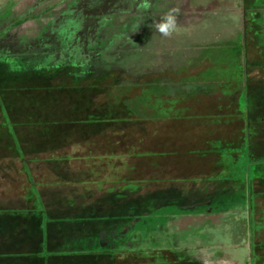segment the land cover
Here are the masks:
<instances>
[{
	"label": "rangeland",
	"instance_id": "obj_1",
	"mask_svg": "<svg viewBox=\"0 0 264 264\" xmlns=\"http://www.w3.org/2000/svg\"><path fill=\"white\" fill-rule=\"evenodd\" d=\"M161 1L164 0H0V160L16 161L17 164L13 165L22 167L12 170L9 182L0 175V195L7 198L11 189L15 190L22 184L20 177L14 175L21 172L25 178V189L22 192L19 187L15 191L23 194L24 202H19L17 209L12 211L36 216L41 231L53 222L40 191L52 184H60H50L38 176L30 178L27 175L28 170L31 172L29 164L43 167L48 161L27 157L18 140L17 132L20 130L30 132V146L39 148L53 146L54 141L64 142V134L73 122L79 128L87 124L84 131L124 126L122 147L117 146L122 151L132 146V149L128 148L131 150L127 155L143 161L151 159L153 169V161L158 159L179 162L183 154L179 149L170 147L168 151L156 154L137 151L136 147L143 150V145L152 140L147 136L152 133L146 123L134 124L130 116L151 122L161 118L187 123L211 119L202 112L176 107L184 99L180 95V98L169 101L152 100L149 95L159 82L167 79L170 81L163 85L167 87L166 92H171L175 86L174 92L180 93L184 82L180 84L178 81L198 75L202 69L212 65L201 77L204 80L230 81L236 86L237 108L232 116L236 118L239 115L237 118L243 120L244 115L250 114L251 128L238 130L235 137L233 134L223 135L220 131H216V135L205 131L202 144L197 147L199 149H188L183 154L189 156L187 161L194 157L197 165L201 166L191 168L189 164L186 168L188 174L182 178L170 173L167 180L140 182L153 184L149 188L142 186L141 198L148 191L157 190L156 184L160 190L171 189L172 199L163 202L155 194L151 199L141 201L143 205L139 211H133L131 216L148 213L141 216L140 237L135 238L131 252L136 257L130 261L131 264H164L163 254L168 253L167 261L172 257L175 260L168 264H264V148L261 149L255 140L258 137L264 139V126L258 128L255 124L264 115L256 116L258 107L254 105L253 97L245 99V89L237 73L242 64L247 71L251 70L250 65L259 60V49L264 53V32L259 27H264V19L259 17L264 10L254 6L264 0L256 3L253 0ZM227 3L230 7L224 8ZM174 8L179 9L178 27L171 37H162L151 30L161 16ZM240 47L244 48V56L239 59L237 50ZM81 67H85L83 72ZM61 68H69L73 72L71 75L77 78L85 76L88 80L98 74L96 70L102 72L101 83L109 97H103L100 103H109L117 95L118 117L105 114L100 120L93 116L85 120L67 119L69 105L55 101L53 81L47 82V87L29 81L34 77H50L59 82V75L54 70ZM261 76L255 72L249 75L250 79ZM229 86L224 85L223 94L232 92L227 89ZM157 91L163 94L165 88ZM141 93L142 96L136 97ZM197 105L200 111L209 112L205 102L200 101ZM149 112L152 113L148 115ZM227 120V117L222 121L215 117L216 123ZM172 126L167 128L172 129ZM182 136L179 131L173 133L171 139L180 140ZM89 144L92 145L88 142L84 147ZM105 145L111 147L109 141ZM67 147L64 151L51 150L45 157L71 155ZM114 152L110 150L102 158L95 155L87 157L89 164L90 160L93 163L96 159L106 162L103 178L93 185L95 189L101 190L104 184L121 181V168L112 167L110 162L115 159L122 161V155ZM66 160L59 158L52 162L63 166L62 161ZM79 185L85 187V184ZM126 188L135 187L128 184L117 189ZM159 194L163 196L161 191ZM189 201L198 202L197 206L187 204ZM223 210L225 213L221 212ZM199 214L202 219H197ZM183 218L187 221L185 224ZM22 223L30 226L32 238L36 230L35 218L21 220L17 217L3 221L13 232ZM125 240L129 241V238ZM123 245L130 246L127 243ZM39 248L41 250L36 254L27 252L21 258L30 262L35 255L53 256L44 244H39ZM17 257L20 256L12 258ZM123 259L124 255L120 262Z\"/></svg>",
	"mask_w": 264,
	"mask_h": 264
},
{
	"label": "crops",
	"instance_id": "obj_2",
	"mask_svg": "<svg viewBox=\"0 0 264 264\" xmlns=\"http://www.w3.org/2000/svg\"><path fill=\"white\" fill-rule=\"evenodd\" d=\"M165 1L166 0L161 2ZM253 1L255 3L258 2V0ZM221 3L223 4L224 2ZM232 5L235 6L234 3ZM226 6L230 7V4H224V8H226ZM254 6L264 10V1H262L260 5ZM259 17L264 19L262 18L264 17V14L261 12ZM262 25H264V23H262ZM259 27L262 32H264V27L261 25ZM262 35H264V33H262ZM82 48H85V46H82ZM261 50L262 49H259L262 53ZM243 51L244 48L237 50V56L239 59L244 56ZM261 53L258 54L260 55L259 60L250 65V71H247L246 66L242 64V71L245 75L241 77V86L245 89V99H251V97L254 98V105L258 107V114L256 113V116H259L260 113L261 116L264 115V111H262L264 110V102H262V99H264V93H261V91L264 92V53ZM211 66L212 65L202 69L201 73L197 71L198 75L190 76L187 77V79L178 81L180 84L184 82V84H182L184 86L182 88L180 87V93L174 92L176 90L175 86H172L171 92H166L167 87L163 85L170 81L167 79L166 81L159 82L158 87H155L154 92L149 96L152 100H156L157 97H159V99H162L163 101H169L182 96L184 99H179V104L176 105V107H185L187 111L188 108L193 110V105L198 106L197 104H199L200 101H203L206 103V108L209 112L204 113L202 111V114H204L205 117H212L211 119L213 120L204 118V121L195 123L189 128L188 123L184 120L160 119L151 122L131 115L130 119L133 120L134 124L146 123L150 127L149 131L151 130L152 133V135H149L147 131V136H150L152 140L147 141V143L143 145V150L136 147L137 151H150L155 152L156 154L168 151L171 147L175 150L179 149L181 154H184L188 149H199L197 147H200L202 144L203 133L205 131L213 133V135H216V131H220L223 135L233 134L235 137L239 134L238 130L245 127L246 129L251 128L250 114L247 117L244 115L243 120L237 118L239 115H237L236 118L232 116L237 108L236 86H233L230 81L227 82L222 79L204 80L201 77V74ZM195 67L197 68L199 66L196 65ZM84 68L81 67L82 72L84 71ZM96 71L98 74L94 75L93 79L88 80L85 76H82L83 78H77L76 76L71 75L70 73L72 71L69 68H61L54 70V72L59 75L57 77L59 82H54L55 80H52L47 76V79L38 78V81H35L34 83L47 87V82L49 83L53 81V84L56 86L54 87L55 101L63 105H69L67 119L71 121L85 120L88 116H93L94 118H97L96 120H100L105 114H111L112 116L118 117L116 111L119 105L116 100L118 98L117 95L116 98L109 101V103H107V101L100 103V99L103 97L104 99H108L107 97H109V94L107 93L104 84L101 83L102 78L100 77H103L104 75H101L102 72L99 70ZM252 72L261 73V78L250 79L249 75ZM225 84L230 85L227 89L232 90L231 93H222ZM131 88L134 89V87ZM164 88L165 93L163 94H160L157 91L163 90ZM129 89L130 88H128V90ZM142 93L136 97L142 96ZM185 100L186 102H184ZM188 101H192V104L194 102L197 103L191 105ZM150 113L152 112H149L148 115ZM214 116L216 118L218 117V120L221 121L224 117L229 118V120H227V122L216 123ZM177 122H179V124H177ZM255 124L258 128L264 126V117ZM86 125L87 124H83L82 127L79 128L76 127L73 122V124L69 125L67 132L64 134V142L56 143L54 141V145L50 147L35 148V146H30L32 140L31 133L21 130L17 132V134H19L18 140L20 141L22 149L27 152V157L48 161L43 167L29 164L31 172L28 170L29 173L27 175L30 176V178L38 176L45 182H49L50 184L56 182L60 185L55 186L52 184L49 188L47 187V189L40 191V195L45 203L49 217L53 221L44 229V231H41L40 223L36 216L19 215V213H14L17 210L12 211L17 209V204L19 202H24L22 197L23 194L17 193L15 190L21 187L23 192L25 189V178L23 174L21 172L14 173L15 176H19L21 181H23L22 184L16 187L15 190L11 189V191H9L10 193H8L10 196L7 198L6 196L2 197L0 195V204L2 205L0 207V264H91L93 257L101 255L108 257L103 261V264H108L110 260H115L119 253L133 252V242L136 240L135 238H137V236L140 237L141 230L138 227L142 223L141 216H146L148 213L131 216L133 211H139L143 205L141 204V201L145 202L148 199H151V196L154 197L155 194L159 195L158 198L163 202L172 199L171 189L163 188L160 190V187L156 184H154V186H157L158 191L155 189L153 191H148V193L141 198L140 189L142 186H148L149 188V186L153 184H140V182L143 180H149L150 182V180L153 179L167 180L170 173L182 178L188 174L186 168L189 164L191 165V168L201 166L197 165L198 162H196L197 160L194 157H190L191 161H187L189 156L185 157L182 154V160L180 158L179 162L172 163L163 159H158L156 162L153 161V169L151 159L143 161L133 155H127V152L132 149V146H127L125 151H122L118 147L123 143L122 137L124 135L122 134L123 131H125L124 126L121 128H97L92 131H84ZM169 125L174 126H172V129L170 127L167 128ZM175 126L177 127L175 128ZM179 131L183 134L182 138L180 140H177V138L171 139L173 133H179ZM255 140L260 144L259 147L261 149L264 148V145H262L264 142H261L264 140L262 137H258V139ZM108 141L111 147L105 145ZM88 142H91L92 145L89 144L84 147V144ZM113 143L116 145L113 146ZM103 146H106L107 148ZM165 146H168V148ZM66 147L70 148L69 154L71 155L65 154L64 157L57 158L53 155L48 158L45 157V155H49L48 153L51 150L64 151ZM110 150L122 155V161L115 159L110 162L112 163V167L116 166V168H121V181H117L118 183L104 184L101 190L95 189L93 185L98 184L103 178V170L106 167V162L96 159L93 163V160H90L91 164H89L87 157L95 155L96 158H102L103 155L109 153ZM125 157H127V160H124ZM59 158H67L66 161H62L65 165L59 166V163L56 164L52 162V160ZM139 161H141V163H139ZM198 161L201 162L202 160L198 159ZM18 162L20 163V161ZM13 163H16V161L11 162L3 161L2 159L0 160V175L5 176V180L8 182V177L13 174L12 170L15 168H22L17 165L14 166ZM201 164L203 165V162H201ZM2 170L3 173L1 172ZM160 175L163 176L161 177ZM79 184H85V187H81ZM128 184H132L135 188H126L125 190L120 191L117 189ZM160 191L163 193V196L159 194ZM189 203L193 206H197L196 204L198 202H187V204ZM221 212L225 213V210ZM17 217L21 218V220L28 219L29 217L36 219V230L32 238H30L32 233L29 229L30 226L23 225L24 223L20 224L17 228L18 230H14V232L11 227L3 224L5 219H14ZM197 217V219H202L201 214ZM182 220L184 224L187 222L184 218ZM125 238H129V241H126ZM124 243L130 244V246L123 245ZM39 244H44L45 249L50 251L53 256L45 258L35 255L30 262L27 258H21L22 255L27 252L33 251L35 254L36 252H39L41 250ZM16 255H19L20 257L12 258ZM122 255L123 254H121V257Z\"/></svg>",
	"mask_w": 264,
	"mask_h": 264
},
{
	"label": "trees",
	"instance_id": "obj_3",
	"mask_svg": "<svg viewBox=\"0 0 264 264\" xmlns=\"http://www.w3.org/2000/svg\"><path fill=\"white\" fill-rule=\"evenodd\" d=\"M240 49H241V47H240ZM238 50H239V49H238ZM239 63H241V62L239 61ZM240 66H241V64H240ZM241 67H242V66H241ZM234 73H235V72H234ZM237 73L240 74V75H238V78L241 80V77H242V75H243V71H242V69H240L239 71H237ZM39 80H40V79H39ZM29 81H30V83H34L35 81H38V78L30 79ZM157 96H158V95H157ZM149 97H150V96H149ZM157 99H159V97H157ZM191 102H192V101H191ZM191 102H190V104H192ZM198 108H199V107L193 105V112H195V113H201L202 111H200ZM161 120H167V118H161ZM181 121H183V120H181ZM201 121H202V120L198 119V121L188 122V127L190 128V127L193 126L195 123H198V122H201ZM177 124H179V122H177ZM121 254H123V255L125 256V259L122 260L123 262H120V261H121V260H120V258H121ZM134 254H135V253H131V252H123V253H119V254H117L115 260H110L109 263H108V261H107V263H108V264H131L130 259H131L132 257H136V256H134ZM168 255H170V254H168V253H166L165 255L163 254V257H165L164 259L166 260V261L164 262V264H168V263H170V262L175 261V260L173 259V257H172V259H170V260L167 261V258L169 257ZM138 256L140 257V254H139ZM107 258H108V257H105V256H103V255L98 256V257H93V258H92V263H91V264H103V261L106 260ZM161 258H162V257H161ZM149 259H152V256H150ZM140 260H142V259H140ZM140 263H141V262H140ZM132 264H136V262H133ZM142 264H143V263H142Z\"/></svg>",
	"mask_w": 264,
	"mask_h": 264
},
{
	"label": "clouds",
	"instance_id": "obj_4",
	"mask_svg": "<svg viewBox=\"0 0 264 264\" xmlns=\"http://www.w3.org/2000/svg\"><path fill=\"white\" fill-rule=\"evenodd\" d=\"M179 9H170L161 18L151 26V30L162 37H171L178 27Z\"/></svg>",
	"mask_w": 264,
	"mask_h": 264
},
{
	"label": "flooded vegetation",
	"instance_id": "obj_5",
	"mask_svg": "<svg viewBox=\"0 0 264 264\" xmlns=\"http://www.w3.org/2000/svg\"><path fill=\"white\" fill-rule=\"evenodd\" d=\"M145 1H148V2H149V1H151V0H145ZM137 5H138V4H137ZM137 5H135L134 7H136ZM73 24H74V22H73Z\"/></svg>",
	"mask_w": 264,
	"mask_h": 264
}]
</instances>
